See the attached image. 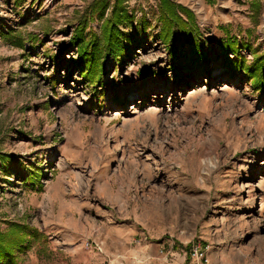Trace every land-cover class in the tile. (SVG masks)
<instances>
[{
  "label": "rangeland",
  "instance_id": "rangeland-1",
  "mask_svg": "<svg viewBox=\"0 0 264 264\" xmlns=\"http://www.w3.org/2000/svg\"><path fill=\"white\" fill-rule=\"evenodd\" d=\"M91 1L0 0V227L43 234L18 264H116L107 246L126 238L153 250L130 264H264V98L218 50L229 36L248 60L264 50V0H176L217 56L179 81L156 0H130L151 25L93 85L68 44Z\"/></svg>",
  "mask_w": 264,
  "mask_h": 264
},
{
  "label": "trees",
  "instance_id": "trees-1",
  "mask_svg": "<svg viewBox=\"0 0 264 264\" xmlns=\"http://www.w3.org/2000/svg\"><path fill=\"white\" fill-rule=\"evenodd\" d=\"M129 1L92 0L77 18L68 44L76 47L74 61L82 79L90 85L99 83L105 73L106 56L115 60L127 57L132 44L138 40L137 35L145 33L151 25L145 13L136 17ZM250 5L255 10L260 6L257 0H251ZM155 20L158 23L156 38L165 48L168 68L175 81L209 71L210 62L217 56L213 48H205L203 33L191 8L176 0H156ZM94 21L99 24L98 33L90 25ZM131 27L133 30H130ZM12 39L15 46L23 47L21 36L13 35ZM237 45L235 36L218 42L227 76L246 79L264 98V50H251L252 59L248 60L237 53ZM230 52L235 54V58L229 55ZM115 97L116 101H120L118 94ZM5 223L4 228L0 227V264H18L19 253L29 248L32 241L40 242L43 234L25 220H8Z\"/></svg>",
  "mask_w": 264,
  "mask_h": 264
},
{
  "label": "crops",
  "instance_id": "crops-1",
  "mask_svg": "<svg viewBox=\"0 0 264 264\" xmlns=\"http://www.w3.org/2000/svg\"><path fill=\"white\" fill-rule=\"evenodd\" d=\"M130 234L129 236L133 233L132 229L129 230ZM134 234V233H133ZM107 248L109 249V251L107 250ZM105 245L104 250L108 251V252H112L115 251L116 258L114 259L116 262V264H130V263H134L133 260H126L123 258V256H127V257H133L131 255H135L137 254V256L139 257H143L146 258V256L150 255V253L153 251L151 246L145 247V246H141L139 247V250H136L135 246H132L129 243L128 238L125 239H116V242H114L113 244V250L111 248H109ZM102 250V253L103 251ZM102 253L98 254V255H103ZM105 255V253H104ZM119 257V258H118ZM141 264H150V262H147L146 259L141 263ZM179 264V263H177Z\"/></svg>",
  "mask_w": 264,
  "mask_h": 264
},
{
  "label": "built area",
  "instance_id": "built-area-1",
  "mask_svg": "<svg viewBox=\"0 0 264 264\" xmlns=\"http://www.w3.org/2000/svg\"><path fill=\"white\" fill-rule=\"evenodd\" d=\"M198 251H199V250H198V247H195V249L193 248V254H196ZM199 254H200V256H201V255H202V252H199ZM203 260H204L205 262L208 261L207 257H204Z\"/></svg>",
  "mask_w": 264,
  "mask_h": 264
},
{
  "label": "bare ground",
  "instance_id": "bare-ground-1",
  "mask_svg": "<svg viewBox=\"0 0 264 264\" xmlns=\"http://www.w3.org/2000/svg\"><path fill=\"white\" fill-rule=\"evenodd\" d=\"M157 90V89H156ZM253 203H255V202H253Z\"/></svg>",
  "mask_w": 264,
  "mask_h": 264
}]
</instances>
